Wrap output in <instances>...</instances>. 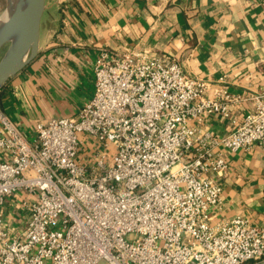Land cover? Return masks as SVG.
Wrapping results in <instances>:
<instances>
[{"label": "built area", "instance_id": "2783aa9c", "mask_svg": "<svg viewBox=\"0 0 264 264\" xmlns=\"http://www.w3.org/2000/svg\"><path fill=\"white\" fill-rule=\"evenodd\" d=\"M204 90L174 62L101 49L93 95L75 117L36 123L28 140L0 109V208L22 193L27 211L16 231L0 210V264L264 260V227L215 219L221 188L212 177L227 169L220 148L264 146V91L213 137L197 125L229 117L238 99Z\"/></svg>", "mask_w": 264, "mask_h": 264}, {"label": "crops", "instance_id": "0c3cea01", "mask_svg": "<svg viewBox=\"0 0 264 264\" xmlns=\"http://www.w3.org/2000/svg\"><path fill=\"white\" fill-rule=\"evenodd\" d=\"M40 52L0 90V109L28 140L36 123L75 117L94 92L101 49L141 52L174 62L205 84L204 96L238 99L229 117L210 114L197 125L227 135L264 91V0H46ZM224 153L216 220L236 216L264 227V146ZM16 193L0 208L6 226L20 230L27 211Z\"/></svg>", "mask_w": 264, "mask_h": 264}, {"label": "water", "instance_id": "95a60500", "mask_svg": "<svg viewBox=\"0 0 264 264\" xmlns=\"http://www.w3.org/2000/svg\"><path fill=\"white\" fill-rule=\"evenodd\" d=\"M46 9V0H5L0 16V90L38 56Z\"/></svg>", "mask_w": 264, "mask_h": 264}, {"label": "rangeland", "instance_id": "374dc122", "mask_svg": "<svg viewBox=\"0 0 264 264\" xmlns=\"http://www.w3.org/2000/svg\"><path fill=\"white\" fill-rule=\"evenodd\" d=\"M4 6H5V0H0V16L2 15L3 13V10H4ZM3 53V50H1L0 52V56L2 55ZM99 150L103 151V148H99ZM109 153V152H108ZM133 236H131L132 238ZM99 264H104V262H100Z\"/></svg>", "mask_w": 264, "mask_h": 264}]
</instances>
